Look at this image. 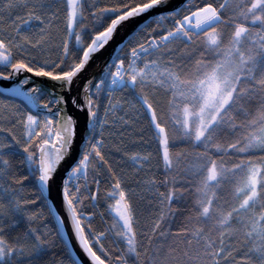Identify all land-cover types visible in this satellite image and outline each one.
I'll use <instances>...</instances> for the list:
<instances>
[{
	"label": "snow or ice",
	"instance_id": "6c2138e0",
	"mask_svg": "<svg viewBox=\"0 0 264 264\" xmlns=\"http://www.w3.org/2000/svg\"><path fill=\"white\" fill-rule=\"evenodd\" d=\"M0 264H264V0H0Z\"/></svg>",
	"mask_w": 264,
	"mask_h": 264
},
{
	"label": "water",
	"instance_id": "95a60500",
	"mask_svg": "<svg viewBox=\"0 0 264 264\" xmlns=\"http://www.w3.org/2000/svg\"><path fill=\"white\" fill-rule=\"evenodd\" d=\"M105 56L107 55V53L104 54Z\"/></svg>",
	"mask_w": 264,
	"mask_h": 264
}]
</instances>
